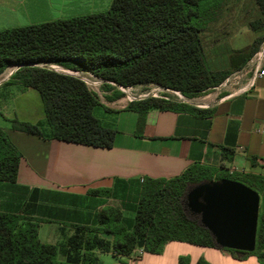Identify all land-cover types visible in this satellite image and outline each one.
I'll return each instance as SVG.
<instances>
[{
    "label": "trees",
    "instance_id": "16d2710c",
    "mask_svg": "<svg viewBox=\"0 0 264 264\" xmlns=\"http://www.w3.org/2000/svg\"><path fill=\"white\" fill-rule=\"evenodd\" d=\"M227 1L112 0L104 12L0 30V75L7 67L18 66L10 79L21 91L36 90L43 112V120L36 123L10 119V129L43 140L102 149L112 146L115 129L96 116L98 109L110 110L80 78L48 69L49 65L102 80L100 87L111 92L107 101L123 97L117 86L157 84L189 98L218 86L240 70L264 41V0H253L255 18L244 26L259 35L240 50L219 46L230 69L209 68L202 32ZM125 109L138 113L140 126L150 109L196 111L154 97L128 102ZM229 154L224 151V157ZM19 160V151L0 128V184L15 183ZM222 179L240 182L260 198L254 250L228 251L235 259L254 255L264 263V177L216 174L192 165L169 179L144 178L131 219L106 206L95 223L74 226L72 234L57 245L38 239L41 220L0 211V264H100L97 253L129 256L141 249L158 254L172 241L220 248L200 216L188 209L187 198L197 186ZM178 264H186V258H179ZM195 264L208 263L200 259Z\"/></svg>",
    "mask_w": 264,
    "mask_h": 264
},
{
    "label": "crops",
    "instance_id": "0c3cea01",
    "mask_svg": "<svg viewBox=\"0 0 264 264\" xmlns=\"http://www.w3.org/2000/svg\"><path fill=\"white\" fill-rule=\"evenodd\" d=\"M77 2L92 10L100 6V0H0V30L58 19V10L64 14ZM232 40L230 49H242L232 46ZM246 73L247 82L238 91L222 97L212 92L183 103L194 112L150 109L141 126L138 113L125 109L128 102L121 98L100 102L110 111L98 109L96 116L116 131L108 149L12 131L10 119L36 123L43 116L17 117L12 100L31 89L21 91L17 82L3 80L0 128L19 151L20 160L15 183L0 184V211L41 220L38 233L43 224H52L59 238L50 245H57L72 234L74 226L95 223L106 206L118 208L124 218L131 219L144 178L169 179L192 165L208 167L216 174L233 170L264 177V75L252 79L251 70ZM225 150L229 158L224 157ZM94 190L100 193L91 194ZM97 256L100 264H178L181 257L186 264L200 259L208 264H264L254 255L238 260L225 248L175 241L166 243L158 254L137 256L135 251L129 256L111 252Z\"/></svg>",
    "mask_w": 264,
    "mask_h": 264
},
{
    "label": "rangeland",
    "instance_id": "374dc122",
    "mask_svg": "<svg viewBox=\"0 0 264 264\" xmlns=\"http://www.w3.org/2000/svg\"><path fill=\"white\" fill-rule=\"evenodd\" d=\"M112 0H100V6L94 10L87 9L84 4L75 3L76 7L73 9L66 8L64 14L61 11H57V17L60 18H71L79 15H86L91 13L104 12L109 9ZM256 9L253 4V0H228L224 3L222 11L218 15L217 19L210 23L206 29L202 32V43L204 46L206 63L212 70H217L220 68L230 69L229 64L226 61L221 50H218L219 46L227 44L229 46V39L233 37L232 46L237 48L247 47L258 33H254L249 28L244 26L245 22L255 18ZM264 46V41L261 43L258 51L251 57V59L238 71L230 73L218 86L210 88L203 93L197 94L194 97H186L179 91H174L166 89L157 84H146V85H136L133 87L122 88L123 92L117 87L116 89L123 93L121 99L128 102L129 97L138 98L141 95L150 96L154 95L159 99L172 102H187L192 103L198 100V98L212 92H216L218 97L226 96L232 94L242 87L245 86L246 71L250 69L252 65L249 62L256 58L257 53H259ZM50 68L56 69L58 72L69 71L63 68H59L55 65H49ZM15 66L7 67L4 72L0 75V84L3 80H8L9 82H15L10 79L11 72L15 71ZM88 73H79L77 76L85 78L87 80L98 82L95 85H88L87 87L98 97V100L102 103L107 102L106 97L111 95L110 91H104L99 84V81L94 76H90ZM2 89L0 90V93ZM31 93H28L18 99L12 100V106L16 111L17 117H28L27 119H34L36 114L42 113V107L39 99V95L36 90L31 89ZM18 120V119H17ZM22 121V120H19ZM59 238L57 229L54 228L52 224H43L38 233V239L42 243L54 244ZM58 259H60L58 257Z\"/></svg>",
    "mask_w": 264,
    "mask_h": 264
},
{
    "label": "water",
    "instance_id": "95a60500",
    "mask_svg": "<svg viewBox=\"0 0 264 264\" xmlns=\"http://www.w3.org/2000/svg\"><path fill=\"white\" fill-rule=\"evenodd\" d=\"M259 204L255 191L227 179L197 186L187 198L188 209L200 216L220 248L243 252L254 250Z\"/></svg>",
    "mask_w": 264,
    "mask_h": 264
},
{
    "label": "built area",
    "instance_id": "2783aa9c",
    "mask_svg": "<svg viewBox=\"0 0 264 264\" xmlns=\"http://www.w3.org/2000/svg\"><path fill=\"white\" fill-rule=\"evenodd\" d=\"M264 59V46L262 47L261 51L259 53H257V56L256 58H254L253 60H251L249 62V65H252L250 67V70H251V77L252 79H255V78H258V77H261L264 75V70L261 69V61ZM64 71V70H63ZM66 74H69V75H73L75 77H78L77 75L81 72H75V71H64ZM92 76V75H90ZM80 78L86 85L87 83L85 82V78H82V77H78ZM87 80V79H86ZM90 81V80H89ZM99 81V84H101V80L98 79ZM93 82V81H91ZM95 84H98V82H93V84H88V85H95ZM128 89H130L128 87ZM120 91L123 92L122 88H119ZM124 93V92H123ZM148 97H154V98H157L156 96L154 95H150V96H144V95H141L139 96L138 98H135V97H129L127 98L128 99V102H131V101H134V100H140V99H144V98H148ZM258 132H263L262 130H257ZM229 174H232L233 173V170H229L228 172ZM135 252V251H134ZM143 253V251L141 249H138L136 250V254L137 256H140L141 254Z\"/></svg>",
    "mask_w": 264,
    "mask_h": 264
}]
</instances>
